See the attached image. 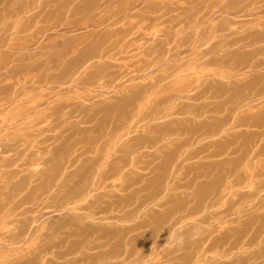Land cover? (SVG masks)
Instances as JSON below:
<instances>
[{"label":"rangeland","instance_id":"obj_1","mask_svg":"<svg viewBox=\"0 0 264 264\" xmlns=\"http://www.w3.org/2000/svg\"><path fill=\"white\" fill-rule=\"evenodd\" d=\"M254 1L0 0V264H264Z\"/></svg>","mask_w":264,"mask_h":264},{"label":"bare ground","instance_id":"obj_2","mask_svg":"<svg viewBox=\"0 0 264 264\" xmlns=\"http://www.w3.org/2000/svg\"><path fill=\"white\" fill-rule=\"evenodd\" d=\"M52 1V0H51ZM256 1V0H255ZM254 1V2H255ZM253 2V1H252ZM258 2V1H257ZM253 4H257V3H253ZM155 8V5L154 6H152L151 7V9H154ZM96 9V8H95ZM103 10V9H102ZM24 11V10H23ZM98 11V10H97ZM20 13V12H19ZM49 13V12H48ZM93 13V12H92ZM94 14H95V12H94ZM104 15V14H103ZM36 16H38V17H40L41 16V13H38ZM86 16H87V14H86ZM105 16V15H104ZM88 19V18H87ZM109 18H105V17H103V16H101L100 15V18L98 19V21L96 22L97 23V26H101V25H103V24H105V23H107L109 20H108ZM143 19V18H142ZM141 19V20H142ZM138 19H137V15H134V16H132L131 18H129V20H127V23L126 24H124L123 25V27L124 28H115V25H116V23H113L111 26H109V28H106L107 30H105L104 29V31L101 33L103 36H105L104 34H106V36L108 37H103L102 36V39L103 40H100L99 42L98 41H96V44L97 45H93V47H92V49L91 50H84L80 55H79V57H78V61L80 62V61H83L84 59H94V58H104V57H107V55L108 54H110V52L111 51H115V50H117L118 49V51L117 52H121V53H126L127 52V50L128 49H130L132 46H134V41H129L128 42V40L126 39V37L129 35V34H131L132 32H133V30L135 29V28H137L138 27V22L137 23H135L134 21H137ZM140 20V21H141ZM90 21V20H89ZM89 21L87 22V24L86 23H83V26L84 27H87L88 26V23H89ZM143 21V20H142ZM92 25H94V24H92ZM126 25V26H125ZM69 26V25H68ZM84 27H81V28H84ZM126 27V28H125ZM98 30V29H97ZM101 30V29H100ZM95 31V30H94ZM98 32V31H97ZM104 33V34H103ZM129 37V36H128ZM86 38V37H85ZM94 38V37H93ZM99 38H100V36H99ZM106 38L108 39V40H106ZM84 39V38H83ZM83 39H82V41H83ZM87 39V38H86ZM86 39H84V40H86ZM125 40L127 41V43L125 42ZM94 42V41H93ZM100 43L101 44H103V45H105L104 46V48L103 49H101V50H98L97 49V46H99L100 45ZM80 44H82V43H80ZM117 52L116 53H114V54H116V56H117ZM63 53H65L64 51H63ZM112 54V53H111ZM110 54V57L113 59V61H114V58L116 59V58H118V57H114L113 58V56ZM123 54V55H124ZM119 55V54H118ZM121 55V54H120ZM109 57V56H108ZM110 57L108 58V59H110ZM76 59V58H75ZM97 59V60H98ZM106 59V58H105ZM107 59V60H108ZM101 61V60H100ZM104 61V60H103ZM83 62H85V61H83ZM96 62V61H95ZM106 62V61H105ZM83 64V63H82ZM100 64H103V63H100ZM100 64H98V65H96V66H94V68H96L97 66H99V67H97L96 69H99V70H97L96 72L98 73L99 71H101L100 70ZM104 64H106V63H104ZM92 65V64H91ZM108 64H106V66H107ZM90 66V65H89ZM111 65H109V67H110ZM117 66V65H116ZM105 67V66H104ZM102 68H103V66H102ZM118 68H119V66H118ZM81 69H82V67H81ZM81 69L79 70V71H81ZM85 69H87L88 70V68H85ZM104 70L105 69H108V66L107 67H105V68H103ZM71 70H73V68L71 69ZM78 71V72H79ZM106 71V70H105ZM83 72H84V70H83ZM82 72V73H83ZM118 72V71H117ZM120 72V71H119ZM85 73H86V70H85ZM97 73H96V75H97ZM100 73V72H99ZM104 72L102 71L101 72V74H103ZM110 73V72H109ZM112 74H114L113 72H111ZM105 74V73H104ZM82 75H84V74H82ZM89 75V74H88ZM87 75V76H88ZM94 75V74H93ZM92 75V76H93ZM95 75V76H96ZM98 75H100V74H98ZM108 75V74H107ZM91 76V77H92ZM90 77V76H89ZM97 77V76H96ZM118 77V76H117ZM116 77V78H117ZM86 78H88V77H86ZM94 78V77H93ZM92 78V79H93ZM91 79V80H92ZM112 79V78H111ZM96 80V79H95ZM111 81V80H110ZM114 81V80H113ZM86 82V81H85ZM104 87H105V85H104Z\"/></svg>","mask_w":264,"mask_h":264},{"label":"clouds","instance_id":"obj_3","mask_svg":"<svg viewBox=\"0 0 264 264\" xmlns=\"http://www.w3.org/2000/svg\"><path fill=\"white\" fill-rule=\"evenodd\" d=\"M176 242H177V244H182L183 243V238L182 237L178 238Z\"/></svg>","mask_w":264,"mask_h":264}]
</instances>
